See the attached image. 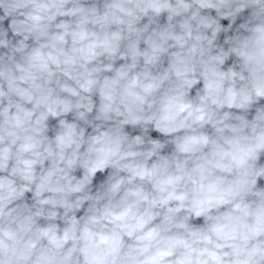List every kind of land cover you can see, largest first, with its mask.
Instances as JSON below:
<instances>
[{
	"label": "clouds",
	"instance_id": "obj_1",
	"mask_svg": "<svg viewBox=\"0 0 264 264\" xmlns=\"http://www.w3.org/2000/svg\"><path fill=\"white\" fill-rule=\"evenodd\" d=\"M0 264H264V0H0Z\"/></svg>",
	"mask_w": 264,
	"mask_h": 264
}]
</instances>
